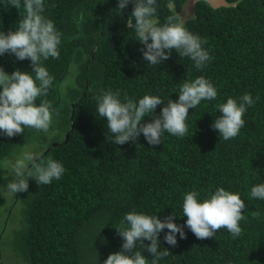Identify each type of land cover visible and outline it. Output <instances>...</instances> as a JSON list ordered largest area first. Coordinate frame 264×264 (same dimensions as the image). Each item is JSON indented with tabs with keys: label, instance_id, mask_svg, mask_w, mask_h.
<instances>
[{
	"label": "trees",
	"instance_id": "trees-1",
	"mask_svg": "<svg viewBox=\"0 0 264 264\" xmlns=\"http://www.w3.org/2000/svg\"><path fill=\"white\" fill-rule=\"evenodd\" d=\"M224 2L212 7L209 0H196L183 22L206 41L202 47L211 57L197 70L175 50L160 65L143 59V45L126 23L132 3L118 15V0H45L44 15L62 33L59 59L43 61L53 83L36 101L51 103L52 124L48 133L33 128L13 137L0 133V247L8 245L13 257L27 264H103L121 249L117 230L127 227L125 214L161 220L172 214L183 226L184 195L196 191L202 200L222 187L244 200L241 235L222 228L213 238L198 239L184 227L186 238L177 233L173 247L164 241V229L158 235L160 251L170 254L158 264H264V200L250 195L254 185L264 183V0ZM185 3L157 0L155 18L163 24ZM23 14V6L15 9L0 0V31H14ZM0 68L8 75L33 73L30 60L9 53L0 55ZM199 76L213 84L217 98L189 109L184 137L165 133L157 146L148 145L143 134L123 145L106 141V120L95 99L101 89L118 91L122 102L125 96L138 101L144 95L176 101L181 84ZM246 93L254 104L244 114L245 126L224 140L211 127L221 115L216 105L229 97L239 102ZM26 146L39 153L38 163L54 159L65 172L48 185L30 179L28 191L13 196L6 185L14 175L6 169ZM19 207L24 226L17 230ZM141 255L152 259L146 250Z\"/></svg>",
	"mask_w": 264,
	"mask_h": 264
},
{
	"label": "clouds",
	"instance_id": "clouds-1",
	"mask_svg": "<svg viewBox=\"0 0 264 264\" xmlns=\"http://www.w3.org/2000/svg\"><path fill=\"white\" fill-rule=\"evenodd\" d=\"M186 0L182 10L185 8ZM196 1V0H195ZM194 1V2H195ZM15 9L23 6L24 14L17 22L15 30L7 34L0 31V55L9 53L17 60H30L32 74L15 70L11 75L0 68V133L13 137L24 132L26 128L48 133L52 124L53 109L46 97L54 77L49 74L43 61L50 57L59 59L61 36L54 22L44 15L45 0H8ZM132 3L133 8L127 20V28H134L143 59L151 65H160L171 57L175 50L180 57L190 58L197 70H202L211 57L202 45L206 41L188 31L178 14L169 15L163 24L156 17L157 0H118L117 14H122L126 6ZM194 4V3H193ZM192 4V5H193ZM54 7V5H52ZM83 20V17H80ZM134 20V23H133ZM34 74V75H33ZM217 98V90L203 76L185 80L180 88L176 101L164 100L156 95H144L137 100L124 97L112 90L101 89L95 97L97 113L106 120V141L114 145H123L136 141L141 134L148 145L161 144V137L171 134L184 137L188 131L186 120L189 109H195L201 101H212ZM165 101L167 103L165 104ZM165 104L158 116L154 115L158 105ZM254 104L250 94L246 93L238 102L229 97L225 103L216 105L219 115L211 125L224 140L235 138L245 126L243 119L247 108ZM150 117V122L144 123L143 118ZM39 156L24 152L12 164L14 178L6 185L10 195L27 192L29 180L37 184L48 185L53 180H60L65 172L62 163L48 159L37 162ZM31 165V167H29ZM196 191L187 192L183 197V216L187 217L183 226L173 222L172 214L159 219L157 215H146L136 211L125 214L123 225L117 230L122 238L121 249L109 254L103 264H158L168 256V250L160 251L158 235L164 229V241L175 247L176 235L185 239L184 227H187L198 239H210L220 229H226L234 237L242 233L240 222L245 219V203L239 193H233L224 188H217L202 200L198 199ZM252 198L264 200V183L254 185L250 193ZM258 215V213H253ZM144 241H150L145 245ZM141 249L146 250L151 260L141 255Z\"/></svg>",
	"mask_w": 264,
	"mask_h": 264
},
{
	"label": "rangeland",
	"instance_id": "rangeland-1",
	"mask_svg": "<svg viewBox=\"0 0 264 264\" xmlns=\"http://www.w3.org/2000/svg\"><path fill=\"white\" fill-rule=\"evenodd\" d=\"M195 0H191L190 2H187L185 8L182 10V13L180 14V18L182 20V22H184V20L188 17L191 16V8H192V4L194 3ZM221 5H227L224 0H209V4L212 7H218ZM24 152H31V153H35L39 156V153L36 152L32 147L30 146H26L23 150ZM22 153V154H23ZM4 172H5V168H4ZM6 172L9 174V176L14 175V172L12 170V166L10 168L6 169ZM20 207L18 209H16V212L14 213V217L16 218V222L19 225V228L17 230L22 229V226H24V222L22 220V217L20 215ZM4 224V223H3ZM4 234V230L1 227L0 228V237H2V235ZM12 241V240H11ZM0 264H27V262H25V260H23L21 257L16 256V259L13 257V253L11 251V249L9 248L8 245H4L2 247H0Z\"/></svg>",
	"mask_w": 264,
	"mask_h": 264
}]
</instances>
